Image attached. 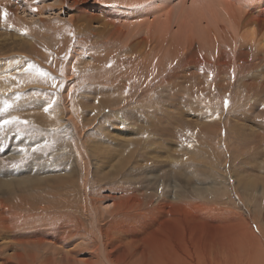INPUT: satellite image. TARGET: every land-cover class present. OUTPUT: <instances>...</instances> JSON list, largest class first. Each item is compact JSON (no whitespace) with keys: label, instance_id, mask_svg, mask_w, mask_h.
<instances>
[{"label":"rangeland","instance_id":"374dc122","mask_svg":"<svg viewBox=\"0 0 264 264\" xmlns=\"http://www.w3.org/2000/svg\"><path fill=\"white\" fill-rule=\"evenodd\" d=\"M8 1L16 0L0 5ZM98 1L78 6L102 9L118 27L112 38L76 33L70 0L63 8L41 0L52 7L42 16L0 20V264L15 250L2 242L52 232V221L71 217L40 215L38 203V215L25 214L9 191L47 184L57 199L63 181L82 207L81 232L35 243L59 258L23 252L12 264H96L102 231L107 255L125 251L121 264L256 257L264 246V0ZM137 37L146 47L131 56L125 49ZM33 188L31 199L51 190ZM120 236L133 240L124 246Z\"/></svg>","mask_w":264,"mask_h":264},{"label":"bare ground","instance_id":"6f19581e","mask_svg":"<svg viewBox=\"0 0 264 264\" xmlns=\"http://www.w3.org/2000/svg\"><path fill=\"white\" fill-rule=\"evenodd\" d=\"M56 1L58 3V1H60V0H56ZM86 1H88V0H70L69 5L67 6L68 7V12H69V15H70L69 16V21H70L71 25L73 26L74 30L76 31V33L82 34V35L83 34L91 35V36H94L96 38L100 37L101 33H105V36L108 37V33H110L109 37L112 38L113 35L115 33H117L116 31H117L118 27H116L114 25L113 21L111 22L109 20V16L106 15V13L102 9L96 8V10H95V6H91V7H88V8H82V7L78 6L79 2L83 4ZM195 1H197V0H195ZM99 2L100 1H98V0L96 1L95 0L94 3L95 4L96 3L99 4ZM40 3H41V0L8 1L6 4L0 5V10H3L4 12H6V15H0V20L5 21V19L8 18L9 15H13V14L18 15V13H24V12H29L30 14H33V15L42 16V15H44L42 13H45V12H47L48 10H50L52 8V7L38 6ZM190 4H191V6H193L192 5L193 2H191ZM64 5H65V0H61V4H60L61 8H63ZM197 6L199 7V4ZM33 8H35L36 11H33L32 10ZM61 8L59 7V10H61ZM159 10H161V9H159ZM180 27H183V26L181 25ZM102 37H104V36H102ZM108 39H110V38L104 39L103 43H106V44L109 43ZM12 40H14V39H12ZM77 43L78 42L76 41V44ZM123 44H126V43H123ZM1 45H2V43H1ZM257 46H258V48L262 47L261 45H257ZM6 47H8V46L6 45ZM15 47H17V46H15ZM145 47H146L145 38L137 37V38L131 39L129 41L128 49H125V51L132 56V55L138 54L141 50L144 51ZM9 48L10 47H8V49ZM0 49H1V46H0ZM82 56H85L84 51H83V55ZM82 62H83V60H82ZM56 179H58V178H56ZM65 183H67V182H64V181L62 182V185L60 187V196L57 199H51V197L55 193V190L51 186H49L47 184H44L42 186H40L39 184H34V185H30V186H20V188L17 189V190L14 189V190H10L9 191L10 196L8 195L7 198H9L10 202H17L18 201V202H21V203L25 204V206L22 208V211L25 214L28 213L29 215H34V214L38 215V213H35V211L37 210V207H38V206H36V204L38 203V205H40V208L42 209V211L39 213L40 215H44L45 213H48V212L49 213H53L55 210H58V211H61V212L70 211V216L71 217H68L67 219L61 218V219H57L56 221H52V223L50 224V228L52 229L53 233L52 232H48V231L42 232L41 230H38L39 233H32V234L29 233V234H27L25 236H17L13 240L14 242L5 243V244L2 242V244L4 245V249H6V248H15V250L11 254H7V256L2 257L3 262H1V264H12L13 259H16V258L17 259L18 258L19 259H23V256H25L23 252H27V255H28L27 257H29L32 260L34 258L33 252L37 253V254H41V255H46L48 253H51V254H54L57 258H59L58 254L60 252H57L54 249L47 250L46 248H37L35 243H41V244L46 243L47 246L48 245L52 246L53 241H51L49 239L56 240L58 238V239H60V241H62L61 240L62 238L65 239V237H68V236L74 237V236L78 235L81 232V230H82V219L79 217V215L77 213L78 212L82 213V207H79L77 205V203L75 202V201H77V197L74 196V194H70L68 191L65 190V188H64V184ZM33 187L42 188V189L43 188H50L51 190H50V192H47V191L42 192V194L44 196H37L36 199H31L30 191L35 190L37 192V189H35ZM62 187L64 188V190H63ZM85 197H86V195H85ZM26 206H28L26 208L28 211L24 210V208ZM75 215H76V217H74ZM94 218H95V216H94ZM69 223H71V226L67 228L66 226ZM11 231L14 232V230H11ZM105 231L108 232V230H106V229H105ZM54 233H57L58 236H56ZM99 233H100V240L99 241L97 240V241L99 243L101 242V245H102L101 251L103 253V255H102L103 258H102V261H100L99 259H96V261H93V262H96V264H121L123 262V257L126 254L125 251H120V255L119 256H117L118 252L115 253V254L109 252V255H107L106 252H108V250H106L107 249V247H106V244H107L106 236L104 235L103 231L99 232ZM137 236H133V238H137ZM66 239H68V238H66ZM130 240L132 242L133 239L129 238V240H126L124 237L120 236V238L117 239V242H119V243H121L122 245L125 246V244L128 245L127 242H129ZM113 244H111V245H113ZM16 245L20 246V249L17 248ZM64 245H65V243L62 244V246L58 245L60 247H55V246H53V247L55 249H62ZM35 247H36V249H35ZM2 250H3L2 245H0V252H2ZM65 250H67V249H65ZM257 250H259V253L256 255L257 260H255L256 257L254 255L249 260H244L243 259L241 264H264V246L261 245V243H260L257 246L256 252H257ZM110 251H112V250H110ZM67 252L68 251H66V253ZM244 252H246V250H244ZM249 252H248V254H253L252 252H250V253ZM56 257H55V259H56ZM96 258H98V257H96ZM40 260H41V258H40ZM48 260H50V259H48Z\"/></svg>","mask_w":264,"mask_h":264},{"label":"snow or ice","instance_id":"6c2138e0","mask_svg":"<svg viewBox=\"0 0 264 264\" xmlns=\"http://www.w3.org/2000/svg\"><path fill=\"white\" fill-rule=\"evenodd\" d=\"M33 11H36L35 8L32 9ZM0 15H6V12H4L3 10H0ZM225 106H227V101L225 102ZM47 110V109H46ZM9 121H4L3 123H8Z\"/></svg>","mask_w":264,"mask_h":264}]
</instances>
